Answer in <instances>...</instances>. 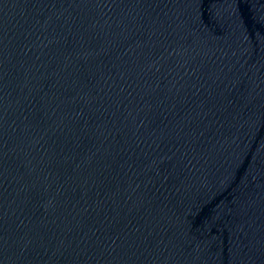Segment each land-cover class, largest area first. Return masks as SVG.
<instances>
[{"label":"water","instance_id":"1","mask_svg":"<svg viewBox=\"0 0 264 264\" xmlns=\"http://www.w3.org/2000/svg\"><path fill=\"white\" fill-rule=\"evenodd\" d=\"M0 264H264V0H0Z\"/></svg>","mask_w":264,"mask_h":264}]
</instances>
